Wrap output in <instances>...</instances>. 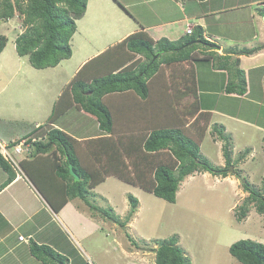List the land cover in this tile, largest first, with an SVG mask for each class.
Instances as JSON below:
<instances>
[{"label": "trees", "instance_id": "1", "mask_svg": "<svg viewBox=\"0 0 264 264\" xmlns=\"http://www.w3.org/2000/svg\"><path fill=\"white\" fill-rule=\"evenodd\" d=\"M87 1L0 0V20L10 19L17 13L23 28L15 37L18 56H27L36 69L55 67L72 54L71 38L76 32V21L84 16ZM7 40L0 34V54ZM216 48L198 25L191 33L176 39L165 36L153 39L144 30L134 32L87 61L76 72L45 123L19 121V126H15V121L0 119V141L15 145L22 139L35 138L30 155L20 160V166L55 212L73 198H80L91 210H100L88 201V195L108 177H116L174 203L179 184L188 175L208 172L225 177L233 165L229 139L219 125L211 130L223 141L225 166L213 165L201 153L200 145L212 113L202 110L197 99L194 62L211 61L214 69L226 72L224 91L243 95L246 93L245 74L239 68V59L231 54H247L253 48L228 49L224 55L217 53ZM142 57L149 59L147 64L142 65ZM161 86L171 97V104L160 105L164 117L149 115L143 119L141 130L131 128L117 134L118 123L108 102L110 97L134 91L151 110L150 105L157 103L151 97L162 92ZM187 97L192 98L191 101H181ZM72 107L94 118L106 134L79 140L51 126ZM70 165L78 179L69 173ZM0 167L8 174L7 184L15 173L1 154ZM235 175L241 178L238 172ZM242 179V188L248 192V197L240 207L237 220L246 216L251 204L258 213L264 214V177L260 187L253 186L245 177ZM127 198L131 205L127 219L113 218L125 230L139 206L137 197L129 193ZM125 234L131 244L139 248L129 233ZM156 243L154 264H191L178 245L176 235ZM30 252L45 264L68 262L48 245L33 242ZM228 252L241 264H264V244L255 239L237 240L229 245Z\"/></svg>", "mask_w": 264, "mask_h": 264}, {"label": "crops", "instance_id": "2", "mask_svg": "<svg viewBox=\"0 0 264 264\" xmlns=\"http://www.w3.org/2000/svg\"><path fill=\"white\" fill-rule=\"evenodd\" d=\"M190 1L192 0H88L84 16L76 21V32L70 42L71 56L60 61L55 67H49L60 66L61 72H67L69 76L65 85L59 88L53 105L64 87L87 61L128 35L144 30L153 39L162 36L176 39L185 34L187 25H198L203 28L205 38L216 45V51L220 55H224L228 49L253 48V51L247 54H231L232 57L239 59V68L245 74L246 93L243 95L224 91L227 82L226 72L214 69L211 61L194 62L197 99L201 103L202 110L212 113L204 138L209 134L211 142L219 150L217 152L220 150L222 152L223 141L213 134L211 129L214 125L223 128V133L232 146L236 132L241 135L240 129L248 132L255 130L257 139L262 140L264 136V0H195L192 5L189 4ZM260 5L263 7L260 8ZM179 14L182 16L179 17ZM194 19L196 21H193ZM178 24L182 26L176 30L179 34L175 36L174 25ZM220 42L224 44L221 45ZM235 45L239 47L235 48L237 47ZM73 58L74 61L70 62ZM3 61L5 60L0 61V74L6 68L13 69V66L5 65ZM198 64L201 67V76ZM162 88L161 86V93L151 97L159 106L150 105L151 110L148 109L150 113L142 114L136 104L137 112L135 108L123 107L122 104L127 105L130 101V98L127 97L128 101L124 95L115 94L110 97L108 102L118 123L115 127L117 134L136 128L135 123L143 121L149 115L158 114L157 117H164L161 114L163 107L161 108L160 105H163V98L166 104H171V97L169 92ZM189 101L184 100V102ZM125 108H129L133 116L127 114ZM71 112H73L71 123L65 120V122L61 121L63 126L59 124L60 119ZM75 113L78 117L81 113L88 116L72 107L51 126L79 140L106 134L99 129L98 123L92 117L97 129L87 133L83 129L85 125L76 121ZM3 118L5 117H0L2 120ZM10 119L14 120V118ZM38 124L42 123L35 122V125ZM262 148L264 153V145ZM250 149L253 150L252 146L240 152L250 153ZM246 155L242 157L245 158ZM219 156L222 158V154ZM250 157L253 159V156ZM222 164L223 161L220 165ZM14 173V178L6 184L8 174L0 167V264H45L31 254L30 245L33 242L48 245L64 255L67 264H88L80 253V251L85 253V250L76 242L83 237L77 234L82 228L77 217L94 220L92 215H87L85 202L80 198H73L55 212L25 173L24 175H17L15 171ZM20 235L24 237L23 240L19 239ZM124 250H127L126 247ZM78 257L81 258V263H75Z\"/></svg>", "mask_w": 264, "mask_h": 264}, {"label": "rangeland", "instance_id": "3", "mask_svg": "<svg viewBox=\"0 0 264 264\" xmlns=\"http://www.w3.org/2000/svg\"><path fill=\"white\" fill-rule=\"evenodd\" d=\"M192 3L194 4L195 0L189 4ZM180 16L182 14H179ZM181 26L182 24L174 25L175 36L179 34L176 30ZM22 29L21 18L17 13L10 19L0 20V34L8 39L1 52L0 61L3 59L5 65L13 66L12 70L11 67L6 68L0 74V89L6 84L0 91V117H5V121H15V126H19V121L43 124L50 114L59 88L65 85L69 76L67 72H61L60 66L36 69L31 66L27 56H18L15 37ZM73 61L74 58L70 60ZM148 61L149 59L142 58V65ZM198 71L201 76L199 64ZM124 97L130 98V101L127 99L129 102L127 105L122 104L123 107L134 109L136 104L142 114L150 113L148 106L144 104L146 101L136 92H127ZM189 99L192 98H183L182 102ZM165 101L163 98V107L166 105ZM156 105L159 106L158 103ZM125 109L127 114L133 116L129 108ZM80 115L78 117L75 113L76 121L85 125L83 129L87 133L94 132L97 129L94 119L82 113ZM72 119L73 112L62 117L59 124L63 126L61 121L65 120L71 123ZM135 126L141 130L144 123L137 121ZM83 129L81 130L84 131ZM240 131L241 135L236 132L233 146L230 144V149L233 150V165L228 168L229 173L225 177L208 172H194L188 175L180 182L174 203H168L116 177H110L93 188L88 195V201L100 210L94 211L88 206L85 208L87 215L94 217L92 221L77 217L82 227L77 234L83 237L76 242L85 250V253L79 250L85 261L88 264H154L156 242L176 235L178 245L184 249L191 264H241L228 252L230 244L246 238L264 244V214L258 213L254 205H249L246 216L237 220L240 207L248 197V192L242 188V178L245 177L255 187L261 186L264 177V141L263 138L257 139L255 130ZM251 146L253 150L250 149V153L240 152ZM200 150L213 165L225 166L223 153L221 150L217 152L219 150L211 142L209 134L201 142ZM221 154L223 160L219 156ZM245 154L247 159L242 157ZM249 156H253V159ZM222 161L223 164L220 165ZM235 172H238L241 178H238ZM129 193L139 198V206L126 224L125 230V227L114 222L113 218L123 221L127 219L131 207L127 198ZM126 232L136 241L139 248L131 244ZM125 247L127 250H124ZM81 261L78 257L75 263Z\"/></svg>", "mask_w": 264, "mask_h": 264}, {"label": "built area", "instance_id": "4", "mask_svg": "<svg viewBox=\"0 0 264 264\" xmlns=\"http://www.w3.org/2000/svg\"><path fill=\"white\" fill-rule=\"evenodd\" d=\"M193 27L194 25L192 24L187 25L185 32L191 33ZM34 141L35 138H32L30 141L22 139L15 145H8L7 143L0 141V154L17 175H24L20 166V160L30 155L31 150L33 149L32 143ZM23 238L22 235L19 236L20 240H23Z\"/></svg>", "mask_w": 264, "mask_h": 264}, {"label": "water", "instance_id": "5", "mask_svg": "<svg viewBox=\"0 0 264 264\" xmlns=\"http://www.w3.org/2000/svg\"><path fill=\"white\" fill-rule=\"evenodd\" d=\"M69 173L75 178V179H78L79 176L74 172L72 166L70 165L69 166Z\"/></svg>", "mask_w": 264, "mask_h": 264}]
</instances>
